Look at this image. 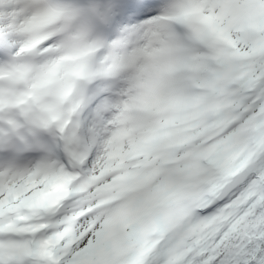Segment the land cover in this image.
<instances>
[{
    "label": "snow or ice",
    "instance_id": "1",
    "mask_svg": "<svg viewBox=\"0 0 264 264\" xmlns=\"http://www.w3.org/2000/svg\"><path fill=\"white\" fill-rule=\"evenodd\" d=\"M0 264H264V0H0Z\"/></svg>",
    "mask_w": 264,
    "mask_h": 264
}]
</instances>
